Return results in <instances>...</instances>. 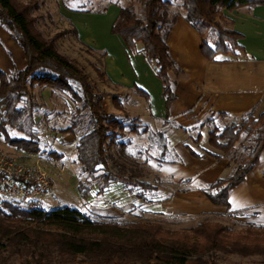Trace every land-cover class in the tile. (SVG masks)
<instances>
[{
  "label": "trees",
  "instance_id": "1",
  "mask_svg": "<svg viewBox=\"0 0 264 264\" xmlns=\"http://www.w3.org/2000/svg\"><path fill=\"white\" fill-rule=\"evenodd\" d=\"M17 1L0 0V27L23 50L26 60L21 70L0 69V135L17 151L38 154L40 133L35 114L39 105L32 90L40 86L68 93L80 105L69 127L62 131L78 138L77 161L87 174L78 186L79 194L88 199L96 190L101 196L111 185L123 186L130 192L141 190L142 199L156 191L151 183L127 176L124 167L113 172L109 160L118 166L116 156H126L128 146L119 139L130 126L131 133L148 135V156L157 148L159 161L176 162L177 156L169 150L167 132H151L149 126L141 130L140 125H128L117 115L107 113L103 98L97 95L88 76L59 52L55 39H45L37 29L31 14L39 9L38 4L34 0L27 5ZM175 1L130 0L120 6L111 29L130 54L140 52L154 66L163 84L167 111L177 98L175 88L180 75L167 43L179 16L170 13ZM258 6H264V0H183L181 5L184 19L201 36V53L209 61L245 54L240 45L242 35L232 28L224 10ZM105 11L106 7L101 13ZM100 76L104 79L106 72ZM134 89L138 96L150 101L148 93L136 86ZM113 103L122 109L120 100L114 99ZM210 122L207 120L206 124ZM163 124L168 125L167 121ZM8 129L23 137H11ZM209 144L225 155L232 153L230 163L235 167L230 176L206 186L203 192L214 205L229 207L233 190L244 184L259 164L264 150V113H250L239 126L226 127L220 133L214 129L209 133ZM238 144L242 147L238 148ZM114 149L116 156L111 155ZM189 150L193 157H199L193 149ZM4 206L0 209V264H222L221 255L264 258V228L236 230L204 219L190 227L173 229L160 220H93L70 207L47 211L9 203Z\"/></svg>",
  "mask_w": 264,
  "mask_h": 264
},
{
  "label": "crops",
  "instance_id": "2",
  "mask_svg": "<svg viewBox=\"0 0 264 264\" xmlns=\"http://www.w3.org/2000/svg\"><path fill=\"white\" fill-rule=\"evenodd\" d=\"M52 3L50 6L57 8L59 16L77 31L81 40L91 33L96 38L105 37L108 40L109 46L96 48L106 55L107 77L113 84L126 88L136 86L148 93L150 101L139 97L150 105V114L154 119L176 123L180 129H184L212 115L240 120L250 113L255 116L264 113V6L224 10V15L233 23L232 28L242 35L240 45L244 47L245 54L239 57L219 56L216 61L203 57L201 36L187 23L184 15L179 14L167 43L180 75L175 88L177 98L167 111L163 84L156 76L154 66L140 52L130 54L122 39L111 32L120 14V3L109 4L104 13L73 9L62 0H52ZM18 56L21 60L17 59ZM25 65L23 50L0 27V68L10 72L14 68L21 70ZM150 128L153 132L161 129ZM168 146L177 156L176 162H161L155 155H149L147 166L156 175L173 183L176 189L162 198L158 197L159 191L156 190L150 194L152 198L148 201L146 195L141 198V190L135 192V199L147 202L149 206L145 216L157 220L161 218L168 223L176 219L182 223L204 215H214L237 222L240 224L237 230L249 226L264 228V150L259 164L247 176L245 183L231 193L230 206L224 207L214 205L203 189L229 174V161L225 157L217 159L214 156L219 154L215 153L201 154L195 158L191 155L190 146L180 140L169 141ZM111 188L101 196H91L87 204H93L98 197L106 198ZM116 204L98 211L91 207V211L84 215L99 221H122V216L128 213L135 218L140 216L134 214L133 209H119Z\"/></svg>",
  "mask_w": 264,
  "mask_h": 264
},
{
  "label": "rangeland",
  "instance_id": "3",
  "mask_svg": "<svg viewBox=\"0 0 264 264\" xmlns=\"http://www.w3.org/2000/svg\"><path fill=\"white\" fill-rule=\"evenodd\" d=\"M62 1L65 5L73 9L88 10L94 13L101 12L113 2L120 3L122 6H125L130 2V0ZM17 2L22 5L30 3L29 0H18ZM34 2L35 4H38L39 9L33 11L31 17L36 19L37 29L42 33L45 39H55L59 52L71 60L88 76L97 95L103 98V108L107 113L117 115L128 125H140L139 127L141 130H143L145 126H150L152 129L161 128L167 132L169 141H172V143L177 140L183 141L198 155L206 153L219 154L221 157H225L229 161L230 171L226 177L231 175L232 170L235 167L234 163H230V156L232 153L225 155L221 151L213 148L209 144V133L214 129L219 130L220 133L226 127H237L239 126L241 119L231 120L212 115L207 119L211 121L208 124H206L207 120H204L184 127V129H180L179 125L176 123L169 122L167 126L164 125L162 120H157L151 117L150 105L137 95L134 87L126 88L113 84L107 75L104 79L101 78L100 75L105 72V56L103 50H98L96 48L105 45L109 46L108 40L105 37L99 39L94 36L95 34L91 33L89 37L81 40L79 36L76 35L75 29L59 16L57 8L50 6L52 0H34ZM182 2L183 0L175 1V5L170 9L171 16L177 14L184 15V11L181 7ZM17 59L21 60L19 59V56ZM74 86L76 89L79 87L76 83H74ZM32 91L36 96L39 105L35 116L40 133L41 149L37 155L39 160H29V164L31 169H33L34 166H37L36 162L38 160L40 165L45 167L51 189L37 197L23 199V201L20 202L24 207L23 209L41 207L42 209L51 211L57 208L70 207L86 214L91 211V207L94 211H98L107 209L111 205L113 206L117 203L116 205L119 209L120 207L130 208L134 210V214L140 215L135 218L128 213L122 216L123 222L157 220L144 215L145 211L149 209V206L147 205V202L144 203L143 201L135 199V192L138 190L130 192L123 186L111 185L112 188L106 198L98 197L95 198L93 204H87L88 199L83 198L78 191L80 182L85 181L87 178V174L83 173L81 166L77 161L76 146L78 138H74L69 134H62V131L69 127L71 117L80 105L77 104L68 93L53 91L49 88H42L40 86H36ZM114 99L120 100L122 107L121 110H118L115 107L113 103ZM202 124H206L204 128H201ZM130 128L131 127L128 126L125 131V136L119 139L128 146L126 156H116L117 149H114V151L111 152V155L116 156L118 166H116L117 164H114L112 160H109L110 169L113 172H118L121 170V167H124L123 170H126L127 176L134 175L137 180L151 183L157 187L159 198L169 196L174 192L176 186L173 183L168 182L167 179L153 173L147 166L149 157L146 154V150L150 146L148 135L133 134L131 133ZM8 132L13 138L23 137L15 130L8 129ZM151 132L153 131L151 130ZM199 135L201 136L198 137ZM237 147L240 148L242 146L238 144ZM0 151L2 154L14 158L19 162H26L24 155L27 153L17 151L5 141L4 136L2 135H0ZM151 151L152 156L157 154V148H154V150ZM56 156H60V158H56ZM115 186L117 188H114ZM93 195H96V190L93 191L92 196ZM145 195L148 197L147 201L152 198L150 193ZM107 200H109L110 203H102L103 201L107 202ZM151 202L155 201L151 200ZM0 209H5L4 204L0 206ZM127 212L128 211L125 213ZM158 219L160 221L163 220H161V218ZM204 219L219 222L224 225H230L235 227L236 230L238 226H240L237 222L234 223L232 219L217 217L214 215H204L182 223L179 222V220L175 221L176 219L169 220V223L166 221L164 222L168 223L173 229H178L185 226L189 227L196 225ZM221 256L223 257L222 264H264V258L259 256L250 258H242L237 255Z\"/></svg>",
  "mask_w": 264,
  "mask_h": 264
},
{
  "label": "built area",
  "instance_id": "4",
  "mask_svg": "<svg viewBox=\"0 0 264 264\" xmlns=\"http://www.w3.org/2000/svg\"><path fill=\"white\" fill-rule=\"evenodd\" d=\"M38 154H25L26 162L2 154L0 151V206L5 203L24 208L23 199L37 197L51 189L45 167L40 165ZM38 159L31 169L29 160Z\"/></svg>",
  "mask_w": 264,
  "mask_h": 264
}]
</instances>
